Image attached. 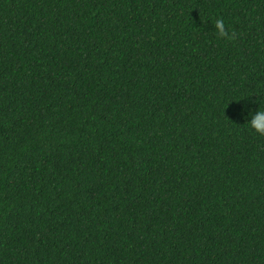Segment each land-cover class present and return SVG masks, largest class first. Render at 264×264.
<instances>
[{
	"label": "trees",
	"instance_id": "trees-1",
	"mask_svg": "<svg viewBox=\"0 0 264 264\" xmlns=\"http://www.w3.org/2000/svg\"><path fill=\"white\" fill-rule=\"evenodd\" d=\"M257 111L264 0H0V264H264Z\"/></svg>",
	"mask_w": 264,
	"mask_h": 264
},
{
	"label": "clouds",
	"instance_id": "clouds-1",
	"mask_svg": "<svg viewBox=\"0 0 264 264\" xmlns=\"http://www.w3.org/2000/svg\"><path fill=\"white\" fill-rule=\"evenodd\" d=\"M215 27L220 36L226 35L222 20H217ZM250 125L256 132L264 134V111H257L252 117Z\"/></svg>",
	"mask_w": 264,
	"mask_h": 264
}]
</instances>
